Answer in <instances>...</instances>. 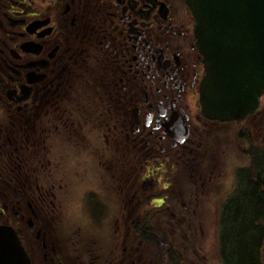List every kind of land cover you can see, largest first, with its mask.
I'll return each instance as SVG.
<instances>
[{"label": "flooded vegetation", "instance_id": "af4514ba", "mask_svg": "<svg viewBox=\"0 0 264 264\" xmlns=\"http://www.w3.org/2000/svg\"><path fill=\"white\" fill-rule=\"evenodd\" d=\"M194 24L186 0H0V225L15 230L31 264H199L204 258L191 214L199 195H214L198 194L206 173L213 179L199 167L201 155L213 152V127L241 121L201 114L205 68ZM261 96L245 121L264 127ZM91 165L103 169L98 175L111 186L91 194L85 183L71 198L68 191L84 224L91 217L111 223L113 196L136 199L129 209L114 206L107 245L97 236L83 242L89 233L78 237L64 215L69 208L57 200L74 179H89ZM185 175L189 190L177 188ZM145 202L172 218L148 216ZM161 226L192 253L159 260L144 248Z\"/></svg>", "mask_w": 264, "mask_h": 264}, {"label": "water", "instance_id": "95a60500", "mask_svg": "<svg viewBox=\"0 0 264 264\" xmlns=\"http://www.w3.org/2000/svg\"><path fill=\"white\" fill-rule=\"evenodd\" d=\"M203 57L202 114L245 118L264 93V0H186ZM0 264H31L10 227L0 226Z\"/></svg>", "mask_w": 264, "mask_h": 264}, {"label": "rangeland", "instance_id": "374dc122", "mask_svg": "<svg viewBox=\"0 0 264 264\" xmlns=\"http://www.w3.org/2000/svg\"><path fill=\"white\" fill-rule=\"evenodd\" d=\"M253 123L254 121L251 122L250 120V122H248L244 120L239 124L234 122L224 123L213 127V129H215V131L213 132V135L215 136L213 140L214 145L212 147L213 152L201 155L203 163L199 162V167L202 168L204 166V168H207V172L213 175V179H211L210 176H208V174L206 173V176L204 177L206 185L203 187L200 186L201 191L198 187V194L211 193L214 196H212V198H208L207 195H199V197L197 196L198 198L196 203L198 208L197 211L199 212L197 213L196 211V213H192L191 210L189 211V213H192V217L195 218V222L198 221L195 231L197 230L198 232V243L202 245V251H204L202 253V255H204V258L200 259L199 264H226L225 260L219 255L217 220L220 214L221 205L224 203V201H230L233 198V195L237 194L240 188L243 187L242 184L244 176L241 173L245 172L246 176V174H248L247 171H250L251 169L249 166H251L254 159H257L260 156V153L264 154V127H262L261 124L259 126H256ZM259 128L260 131H258ZM210 139L211 135L208 136V140ZM139 164L141 163L139 162L138 166ZM153 166L155 168L154 164ZM96 167V165L90 166V170L87 175L89 176V179L86 182L82 179H74L70 187H65L63 192L59 193L57 200L59 204L69 208L67 209V212H64V215L66 214L67 219L73 222V229L76 228L78 232H80L81 235L78 237L81 238V236H83V232L89 233L88 240H85L83 242H93V240H95L94 236H97L100 237V239L103 240V243L107 245V243H110L111 241L114 228L113 222L116 214L114 206L120 205L122 207L127 204V209H129L132 205H134L136 199H133L131 197V193L129 195L122 193L119 196L117 195V197L113 196L112 199L114 200V202H111L113 208L110 210H113V212L109 211L106 214L108 216V221H112L111 223L105 222L106 224L103 226L101 224L102 219L99 222H96V217L94 218V220L91 217L89 224H84V222H82V214L77 209L76 198H74V201L72 199H67L66 196L68 195V191L70 193V197L68 196V198H71L72 195L78 196L85 183L89 185L91 194H94V191L100 190L101 188L99 187H101L102 185L105 184L106 186L109 178L106 179L105 177L102 180V176H100V174L102 173L103 169L100 167L99 172V168L97 169ZM149 168L151 169L150 165ZM143 169L144 167L142 169L139 168L137 175L138 179H140V174H144L146 172V170L145 172H142ZM196 171L201 173L200 169H196L193 174L194 179L197 177ZM252 171L253 170H251V172ZM98 173L100 174L98 175ZM185 173L188 174L189 172L186 171ZM158 174H161V171L158 172ZM182 180L183 181L181 182H177V188H182L183 184H185V188L189 190L190 181L187 179V175H185ZM170 182L173 183L174 181L171 179ZM108 185L111 186L110 183H108ZM140 187L141 186H139L138 188L140 189ZM210 188L212 190H210ZM95 194L96 199L100 200L101 195L99 193ZM168 197L173 198V192H168ZM93 203L95 202L93 201ZM97 203L100 204L99 202ZM64 207L62 208L64 209ZM142 208L148 211V216H150V214L154 215L155 219L156 215L158 214H160V218L163 221L166 218L168 220L169 218H172L169 212L160 211V209L158 208H151L146 202L143 203ZM93 215L97 216L98 213L93 212ZM106 215L104 216L105 219L107 218ZM161 228L163 233L161 237L157 238L158 241L156 243V246L165 247L166 242L172 240V235L169 234L168 226H161ZM192 230H194V227L192 228ZM195 231L193 232L194 234ZM164 237L165 242L162 244L161 241L164 240ZM170 242L175 249L176 257H180V255L184 253H192L193 251L191 247H186L183 243H180L179 245L178 241L173 240ZM198 243L194 246L196 247V250L198 249ZM152 248L153 255L157 259L161 258L163 249L160 251V249L155 246H153ZM202 251L199 250L198 252L201 253ZM261 253L264 264V238ZM187 255L192 256L191 254Z\"/></svg>", "mask_w": 264, "mask_h": 264}, {"label": "trees", "instance_id": "16d2710c", "mask_svg": "<svg viewBox=\"0 0 264 264\" xmlns=\"http://www.w3.org/2000/svg\"><path fill=\"white\" fill-rule=\"evenodd\" d=\"M247 173L246 176L241 173L243 187L228 202L220 222V254L226 264H263L264 227L260 224L264 221L263 153Z\"/></svg>", "mask_w": 264, "mask_h": 264}]
</instances>
